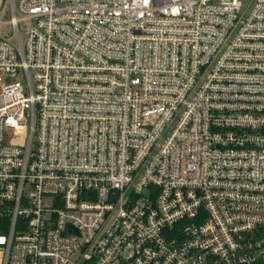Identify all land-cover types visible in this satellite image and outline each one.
I'll return each mask as SVG.
<instances>
[{
  "label": "built area",
  "instance_id": "obj_1",
  "mask_svg": "<svg viewBox=\"0 0 264 264\" xmlns=\"http://www.w3.org/2000/svg\"><path fill=\"white\" fill-rule=\"evenodd\" d=\"M0 264H264V0H0Z\"/></svg>",
  "mask_w": 264,
  "mask_h": 264
},
{
  "label": "rangeland",
  "instance_id": "obj_2",
  "mask_svg": "<svg viewBox=\"0 0 264 264\" xmlns=\"http://www.w3.org/2000/svg\"><path fill=\"white\" fill-rule=\"evenodd\" d=\"M9 141V138H8V136H6V142H8Z\"/></svg>",
  "mask_w": 264,
  "mask_h": 264
}]
</instances>
